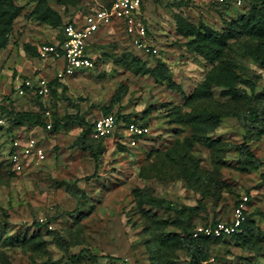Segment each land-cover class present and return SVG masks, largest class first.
Here are the masks:
<instances>
[{
  "label": "rangeland",
  "instance_id": "374dc122",
  "mask_svg": "<svg viewBox=\"0 0 264 264\" xmlns=\"http://www.w3.org/2000/svg\"><path fill=\"white\" fill-rule=\"evenodd\" d=\"M14 1L23 10L0 50V264H190L184 238L230 221L246 197V234L203 240L200 264H264V97L253 100L262 122L252 137L244 125L248 98L213 86L211 98L187 103L207 74L225 65L235 72L236 88L251 95L254 84L264 93V65L249 55L264 39L236 33L259 0H145L141 16L158 53L140 50L119 27H108L91 43L95 68L63 79L59 62L39 53L59 37L58 17L37 18L40 0ZM46 1L66 22L110 0ZM188 24L195 27L189 35ZM211 36L228 37L214 62L195 46ZM39 76L49 82L46 96L16 89ZM21 113L44 124H16ZM190 113L199 118L189 120ZM107 114L120 120L114 132L104 141L92 131L84 139L95 160L79 144L84 127L67 122ZM128 121L147 131L133 137ZM31 138L44 159L25 156ZM244 143L262 166H247ZM81 250L97 257L71 261Z\"/></svg>",
  "mask_w": 264,
  "mask_h": 264
},
{
  "label": "built area",
  "instance_id": "2783aa9c",
  "mask_svg": "<svg viewBox=\"0 0 264 264\" xmlns=\"http://www.w3.org/2000/svg\"><path fill=\"white\" fill-rule=\"evenodd\" d=\"M168 3L182 2L185 0H162ZM145 0H112L109 6L102 5L94 8L83 15L72 17L65 22L60 31V37L51 43H44L39 47L40 55L43 58H50L55 61H62L63 66L57 73L61 79L73 76L79 72H84L95 67L96 60L91 55V40L98 32L104 28L117 26L140 50L158 53L159 49L153 43L149 35V27L141 16V9ZM34 88L36 93L46 96L49 93V82L43 77H38L33 83L30 79L24 83H17L16 89L23 94L24 88ZM4 123L0 115V124ZM118 123L113 114L103 115L94 120L92 131L96 138L108 137L114 132ZM127 129L133 137L146 132L145 127H141L134 122L127 125ZM51 127V124L48 125ZM132 143H136L132 139ZM25 156L34 155L44 159L43 149L36 144L35 139L28 140L25 146ZM15 165L22 169L23 161L14 157ZM248 198H244L236 207L234 216L230 221H220L216 225H207L196 228L195 237L206 236L212 238L234 237L242 233L243 223L246 221V204Z\"/></svg>",
  "mask_w": 264,
  "mask_h": 264
},
{
  "label": "trees",
  "instance_id": "16d2710c",
  "mask_svg": "<svg viewBox=\"0 0 264 264\" xmlns=\"http://www.w3.org/2000/svg\"><path fill=\"white\" fill-rule=\"evenodd\" d=\"M162 1V0H160ZM186 1V0H185ZM185 1L182 2H175L170 3L173 5H181ZM112 3V0L109 1V6ZM22 6L18 5L14 0H0V50L5 48L9 44V35L13 31L14 26V20L20 16L22 13ZM35 16L39 18L40 20L47 21L50 16H57L58 22L60 24V31L63 28L65 21L62 19L59 14L54 12L51 7L47 4L46 0H40L39 6L35 11ZM72 18V17H70ZM187 35L194 33L195 27L193 25H187ZM184 28V27H183ZM181 28V29H183ZM238 32H244L250 35L251 37H258L259 39H264V0H259L251 9L249 15L245 18H242L241 23L239 25ZM236 35V34H235ZM61 38V36L59 35ZM227 38L218 40L217 38L211 36L210 39H207L204 43L205 44H196L195 46L198 51H200L203 55H205L207 58H209L211 61H215L216 59H219L222 57L224 53V49L226 47ZM30 47V46H28ZM29 53H31L33 56L37 55L36 51L30 52L29 48H26ZM40 53V52H39ZM210 53H216V54H210ZM213 55V56H211ZM250 56H252L255 60H257L260 64L264 65V46L262 43H258L256 45L255 49H252L250 51ZM153 75H158V72H156V69L152 70ZM167 81L171 82V77H166ZM235 80V72L232 67L229 65H225L223 67H219L217 69L211 70L207 76L206 79L196 88V90L193 92V94L187 99V103L193 104L197 101L207 100L212 97L213 95V86H225L226 90L224 91L225 94H231L235 97H245L248 98L249 105L251 107L250 114L246 117V120L244 122L245 128L249 134V137H252L254 134V130L260 127L262 119H261V113L258 109H256L252 104L253 100L260 99L264 97V93H256L254 84H251L252 94L248 95L245 91L240 90L239 88H236L234 86ZM171 85L174 87H177L178 89H181L179 85L174 84L171 82ZM66 89V87H65ZM69 100V99H68ZM70 101V100H69ZM195 114H189L188 119L194 120L199 117ZM117 123L120 122V120L115 116ZM210 118L212 121H215L218 123L220 121V116L217 113H212L210 115ZM97 119V118H96ZM261 119V120H260ZM24 122H29L31 124L35 125H43L44 122L39 117H33L30 114L21 113L17 114V117L15 118V123L20 124ZM133 121H128L126 123L127 125ZM56 126L59 125V122L56 121L54 123ZM67 124H77L82 125L84 128L81 133V137L79 139V144L85 148L92 151L95 160H97L96 155L93 150V146L91 144L85 145L84 139L86 138L87 134L93 131L94 129V120L89 121L84 116L80 118L71 117L70 120H68ZM248 137V136H247ZM107 137L99 138L101 141H104V139ZM242 152L245 155V161L248 167L257 169L260 166L263 165V162L257 158L250 147L246 145L245 143L240 146ZM220 221H214L210 225H216ZM250 223V217L247 214L246 221L243 223V231L241 234L234 236V237H242L246 234V231L248 230ZM195 231V230H194ZM222 240L224 238H212V237H206V236H200L195 237L194 232L190 233L186 238H184V247H187L189 249L190 254V264H200L201 262V243L203 240ZM89 255L91 258H96L97 256L95 254L89 253L87 250H81V252L77 255H73L70 257L71 261L78 262L83 257ZM43 264H52L50 262H46Z\"/></svg>",
  "mask_w": 264,
  "mask_h": 264
},
{
  "label": "crops",
  "instance_id": "0c3cea01",
  "mask_svg": "<svg viewBox=\"0 0 264 264\" xmlns=\"http://www.w3.org/2000/svg\"><path fill=\"white\" fill-rule=\"evenodd\" d=\"M105 29H106V28H104V29H102V30H105ZM102 30H101V31H102ZM101 31H100V32H101ZM100 32H98L97 35H98ZM97 35H96V36H97ZM96 36H95V37H96ZM95 37L92 38L91 43L94 41ZM91 55L94 57L92 51H91ZM94 59H95V57H94ZM52 60H53V59H52ZM57 62H59V65H60L59 71H60V69H61L62 66H63V62H62V61H57ZM94 68H95V67H94ZM94 68H93V69H94ZM90 70H92V69H90ZM87 71H89V70H87ZM84 72H86V71H84ZM79 73H82V72H79ZM77 74H78V73H77ZM73 76H74V75H73ZM39 77H41V76H39ZM67 77H71V76H67ZM67 77H66V78H67Z\"/></svg>",
  "mask_w": 264,
  "mask_h": 264
}]
</instances>
